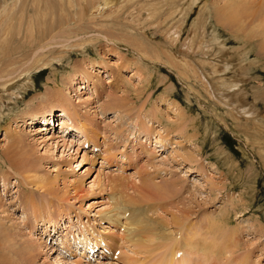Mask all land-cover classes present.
<instances>
[{
	"label": "rangeland",
	"instance_id": "1",
	"mask_svg": "<svg viewBox=\"0 0 264 264\" xmlns=\"http://www.w3.org/2000/svg\"><path fill=\"white\" fill-rule=\"evenodd\" d=\"M228 1L238 2L118 0L105 14L82 17L76 6L33 43L0 36V218L16 234L10 243L0 238V259L126 264L128 255L134 264H264V0L236 5L232 16L240 18L220 23L214 9ZM31 3L25 19L37 14ZM15 15L11 29L29 30ZM74 43L83 48L68 47ZM61 98L75 112L68 134L57 127ZM51 112L52 127L30 131ZM146 179L174 190L170 202L161 208L164 201L141 198ZM120 195L143 205L145 220L160 223L175 249L158 238L156 251L136 247L142 253L135 254L124 226L106 218ZM179 209L192 214L182 229L172 218L182 219ZM194 233L192 247L176 243ZM102 238L111 253L88 257L86 245L104 246ZM12 244L33 245L34 256H17Z\"/></svg>",
	"mask_w": 264,
	"mask_h": 264
},
{
	"label": "bare ground",
	"instance_id": "2",
	"mask_svg": "<svg viewBox=\"0 0 264 264\" xmlns=\"http://www.w3.org/2000/svg\"><path fill=\"white\" fill-rule=\"evenodd\" d=\"M32 1V3L30 4L32 7H33V9L37 12V14L35 15V16H28L29 18L28 19H25L27 16H25V12L26 11H29V10H27V9H29V2H30V0H3L2 1V4L0 5V17H2V14L4 15V17H5V19L6 20H8V22H7V24H9V27H8V25H7V29L5 30V32H2L1 31V28H0V36H5L6 38H8V37H12L11 36V34H15V36H13L12 37V41H9V42H13L14 40H16L17 42H19V43H25L26 41H29V43H33V39L34 38H36V36H38V38L40 39V37L42 38V37H44L45 36V34H46V31L47 32H51V31H53L56 27L53 25L54 24V21H55V17L57 16V15H59L60 17L62 16H67V12H71V11H74L75 10V7L76 6H79L80 7V9H79V11L77 10V12H79V14H80V16L79 17H82L81 16V14H87V13H89V14H91V15H102V14H105L106 12H107V8H112L113 9V7H116L117 6V3H115L116 1H118V0H101V1H99V3L97 4H95V2H94V0H90L91 2H89V0H67L66 2H68V7L69 8H66V7H64L65 6V1L64 0H58V3H57V5L55 6L53 3H52V1L51 0H31ZM87 2L88 4H87V6L86 7H83L84 5H83V3L84 2ZM127 1V0H126ZM135 0H133V2H134ZM192 1V0H191ZM245 1L246 0H238V2L236 1V2H227V3H225L223 6H221L220 8H215L214 9V13H215V15H216V17L217 18H219L220 19V23H221V21H225L226 23H228V24H231V22H233V21H236V20H238L240 17H239V15H237V14H235V15H233L232 16V14H233V11H234V7L236 6V5H243V6H246V5H248L247 3L245 4ZM61 2H63L62 3V5H61ZM1 3V2H0ZM195 3H197V2H195ZM192 4V3H191ZM194 4V3H193ZM83 5V6H82ZM11 6H12V8H11ZM125 6V5H124ZM264 6V3L262 4V7ZM31 7V8H32ZM120 7V6H119ZM133 7V6H132ZM172 7H175V5L174 6H172ZM126 8V7H125ZM176 9V8H175ZM179 9V8H178ZM177 9V10H178ZM33 10V11H34ZM58 10V11H57ZM176 10V11H177ZM94 11H96V12H94ZM15 13L16 14H20V16H21V20H20V22L21 21H27L28 20V22H30L29 24V27H30V29L28 30H21V31H18V32H14L12 29H11V23H13V20H15V17H16V15H15ZM90 15V16H91ZM84 16V15H83ZM86 16V15H85ZM3 17V18H4ZM58 17V16H57ZM106 17V16H105ZM103 18H104V16H103ZM109 18V17H108ZM58 19H60L59 17H58ZM68 19V18H67ZM34 21L35 23H37L41 28H42V30H43V32H42V36H40V33L38 32V30H37V26H36V24L35 23H32L31 21ZM218 21V20H217ZM19 22V23H20ZM68 22V21H67ZM107 22V21H106ZM219 22V21H218ZM217 22V23H218ZM66 23V22H65ZM216 23V24H217ZM104 24V23H103ZM121 24V23H120ZM63 25V24H62ZM125 25V24H124ZM128 25V24H127ZM131 26V25H130ZM225 26V25H224ZM131 28V27H130ZM133 28V27H132ZM133 30H134V28H133ZM130 32V31H129ZM128 32V33H129ZM135 32V31H134ZM120 33V32H119ZM112 34V33H111ZM130 34H131V32H130ZM129 34V35H130ZM143 35V34H142ZM132 36V35H131ZM136 36V35H135ZM145 36V35H144ZM55 37V36H54ZM53 38V37H52ZM212 38V37H211ZM51 39V38H50ZM54 39V38H53ZM81 39V38H80ZM130 39V38H129ZM133 39V38H132ZM130 40L129 42L131 43V41H133L134 42V39L133 40ZM43 40V39H42ZM42 40H38V42L40 41H42ZM119 40V39H118ZM4 41H6V40H4ZM32 41V42H31ZM53 41V40H52ZM8 42V41H7ZM75 42V41H74ZM45 43H46V41H45ZM125 43V42H124ZM134 44H135V46L137 47V49L138 50H140V51H143V52H140V53H142V55H145V56H148L149 57V55H148V53H146V51H144V50H142V48H140V47H142V44L141 43H135L134 42ZM46 45V44H45ZM67 45V44H66ZM65 46V45H64ZM70 46H72V47H82V44L81 43H74V44H71V45H68V47H70ZM42 47V46H41ZM67 47V48H68ZM131 47V46H130ZM165 47V46H164ZM83 48V47H82ZM132 48V47H131ZM135 48V47H134ZM40 49V48H39ZM37 50V49H36ZM43 50L45 51L46 49H44L43 48ZM49 50V49H48ZM67 51V50H66ZM135 51H137V50H135ZM52 52V51H51ZM60 52H63V50L62 51H60ZM85 52V51H84ZM138 53V52H137ZM47 57H48V54L46 55ZM141 57V56H140ZM159 57V56H158ZM45 59V58H44ZM122 60V59H121ZM36 61V60H35ZM41 60H39V59H37V63L38 62H40ZM174 66V65H173ZM120 74H121V72H119ZM27 75V74H26ZM83 76L84 77H88V73L87 72H84V74H83ZM121 76V75H120ZM118 77H119V75H118ZM120 78V77H119ZM83 85H81V87L80 88H84V87H82ZM79 88V89H80ZM139 94V93H138ZM114 96V95H113ZM113 96H111L112 98H111V100H114V99H116V98H114ZM141 96V95H140ZM55 97V99L56 98H58L57 97V94H56V96H49V98L51 99V98H54ZM130 98V97H129ZM128 98V99H129ZM141 98V97H140ZM62 100H61V105H62V108H63V110H55V111H61V115H60V119H58V126L57 127H59V126H62L61 128H65V129H61L62 130V132L64 133V134H66L67 132H70L68 129L70 128H72V127H70V126H68L69 124H73L72 123V121L70 120V117H71V114L72 113H75V112H70L71 111V109H70V106H71V104L69 103V102H66L63 98H61ZM123 99V98H122ZM124 100H125V98H124ZM115 101V100H114ZM53 112V111H52ZM50 113L49 115H47V116H43L42 117V122H43V124L41 125V126H36L35 128H33V130H30V131H33V132H35V133H37V134H39V132H43L44 130H47V129H44L43 127L45 126V125H47L48 126V124L50 123H55L54 122V120H52L53 119V114L54 113ZM74 115V114H73ZM76 117V116H75ZM157 119V118H156ZM44 125V126H43ZM55 125V124H54ZM39 127V128H38ZM82 132L81 134H78L79 132ZM62 133V134H63ZM85 132H84V130L82 131V130H80L79 129V131L77 132V134H78V137L80 138V137H83L84 138V140H86L87 139V137H86V134H84ZM63 134V135H64ZM68 134V133H67ZM71 134V133H70ZM76 134V135H77ZM56 137H58V136H56ZM18 138H20V137H18ZM59 138H62V136L61 137H59ZM83 138H82V140H83ZM62 140H64V139H62ZM159 143V142H158ZM160 143H162V141L160 142ZM149 156V155H148ZM114 157V156H113ZM151 157V156H150ZM24 162V166L25 167H28V169H30L32 166H33V162L32 161H30L29 159L28 160H24L23 161ZM10 164V163H9ZM138 173V172H137ZM139 174V173H138ZM140 176H141V178L140 179H143V176H144V174H139ZM200 175H202V174H200ZM151 177V176H150ZM139 179V180H140ZM148 179V178H147ZM146 179V180H147ZM205 179V178H204ZM150 180V182H151V179H149ZM148 181V180H147ZM147 181H144V180H142V182H143V186L141 187V193H137L138 195H140V197L141 198H144V199H146V197L148 196V197H150V195H152L155 199H159V200H162V201H164V202H162V204L161 203H158V205L162 208V206H163V204H166V203H168V202H170V201H168L167 200V198L169 197V196H171L172 195V192L174 191V190H169V188L167 187V188H162V187H160V186H158L157 184H155V183H150L149 181L147 182ZM69 184H71V185H73V188H74V192H77L75 195H78V191H77V189L79 188L78 187V185L76 184V183H73L72 184V181L69 183ZM142 184V183H141ZM171 184V183H170ZM169 184V185H170ZM138 187V186H137ZM172 187H174L173 185H172ZM172 187H171V189H172ZM140 188L138 187V189L137 190H139ZM136 190V189H135ZM174 194V193H173ZM122 197H124L123 195H120L119 197H118V202H117V204H115V206H114V209L113 210H111V212H110V214L108 215V216H106V218L108 219V221H110L111 223L113 222V223H120L121 225H122V227L124 226V229H123V231H125L124 232V237H123V240H125L124 242L125 243H131L132 244V247H134L135 249H136V247H138V248H141V249H144V250H147L146 248H149V246L151 247V249L153 248L155 251L159 248H157V246H156V243L154 244V242H156V241H154V240H157L158 238H160L163 242L161 243V247L162 246H169V248H171V249H175V247L172 245V243H171V241H172V239H170V243L171 244H167V239L166 238H169L168 237V235H166V234H164V233H162L161 231H159V228H158V225L160 224V223H157L156 225L157 226H154L152 223L150 224V222L148 221V220H145V210L143 209V205L141 206V205H137V204H139V203H137L135 200H133V199H131V198H129L128 196H126L127 198H129L130 200L129 201H127V200H124V199H122ZM126 198V199H127ZM115 201H117V199L115 200ZM168 201V202H167ZM116 203V202H115ZM123 203H124V206H123ZM162 205V206H161ZM122 207V208H121ZM128 210V212H127V215L125 216V222H123V223H121V219H122V217L121 216H123V215H125L124 214V211L125 210ZM179 212H180V214H181V217H182V219L180 220V218H178V217H176V216H172V218H173V220H174V223L178 226V229L179 228H181V227H183V221H185V220H187V218L190 216V215H192L191 214V211L190 210H178ZM114 212V213H113ZM112 213V214H111ZM193 213V212H192ZM190 214V215H189ZM193 214H195V213H193ZM107 215V214H106ZM69 219H71V217H69ZM209 219V218H208ZM224 220V219H223ZM223 220H222V222H223ZM71 221V220H70ZM222 222H219V223H222ZM209 225L211 226V227H213L211 230H213L214 228L215 229H218V228H216V221H212L211 219H209ZM208 225V224H207ZM219 225V224H218ZM161 226V225H160ZM211 227H206V228H211ZM8 228H9V230H8ZM11 226H6L5 224H4V222H2V218H0V238H1V240H2V243L5 241H8V243H10L11 241H14L16 238V234H15V232L14 231H11ZM64 228H66V227H64ZM153 229V231H151L150 229ZM184 228V227H183ZM162 229H163V227H162ZM182 229V228H181ZM181 229H180V231H181ZM149 231H151V232H149ZM163 231V230H162ZM208 231V229H205L204 230V232L206 233ZM215 233H216V231H214ZM221 232V231H220ZM151 233V234H150ZM227 233V232H226ZM147 234V235H146ZM206 234H208V233H206ZM222 234V233H221ZM146 235V236H145ZM154 235H155V237H154ZM189 235V234H188ZM196 235H197V233H194L193 235H191V236H186L185 238L183 237L182 239H183V241H182V239H180V241H177L176 243L177 244H181V245H179V246H181V248H183L182 247V245L183 246H188V247H192L193 245L191 244L192 242H193V240H194V238L196 237ZM199 235V234H198ZM231 235V234H230ZM15 236V237H14ZM200 236V235H199ZM121 237H122V235H121ZM155 238V239H154ZM228 238V237H227ZM185 240V241H184ZM231 240H233V239H231ZM115 241V240H114ZM158 241V240H157ZM229 241V240H228ZM100 242L101 243H104L105 244V242H106V240H104L103 238L100 240ZM123 242V243H124ZM179 242V243H178ZM185 242H189L187 245L185 244ZM236 242V241H235ZM34 243V242H33ZM107 244H110V247H113V245L111 244V243H109V242H106ZM158 243V242H157ZM175 243V242H174ZM212 243V242H211ZM216 243V242H215ZM229 243H231V242H229ZM233 243V242H232ZM107 244H105L104 245V249H101V252H104V250H106L107 252H108V245ZM37 245L38 244H36V247H37ZM86 245V244H85ZM97 245V244H96ZM101 245V244H100ZM124 245V244H123ZM170 245H172V246H170ZM11 246H13V247H11V248H14V251H15V253L17 254V256H20V255H24V254H26L27 256H28V258H32L34 255V253H35V248H34V246L33 245H29V246H24V244L23 245H21V246H14L13 244L11 245ZM82 246H84V245H82ZM177 246V245H176ZM145 247V248H144ZM40 248V247H39ZM77 248H79V247H77ZM115 249V251L117 250L116 249V247L114 248ZM151 249H149V250H151ZM196 249V248H195ZM100 250V249H99ZM103 250V251H102ZM166 250V249H165ZM105 251V253H107ZM124 250H122V252H123ZM154 251V252H155ZM212 250H210V252H211ZM97 252H99V251H97ZM150 252V251H149ZM159 252V251H158ZM174 252L175 251H173V252H170L171 253V255H176V253L174 254ZM214 252V251H213ZM236 252V251H235ZM100 253V252H99ZM142 252H139L137 249L135 250V254H141ZM151 253H152V251H151ZM163 253V252H162ZM212 253V252H211ZM108 254H110V252L108 253ZM129 254V253H128ZM147 254V253H146ZM213 254V253H212ZM211 254V255H212ZM216 254V253H215ZM215 254H213L214 255V258L216 259V257H215ZM151 255V254H150ZM169 255V254H168ZM105 256V255H104ZM107 256V255H106ZM125 256V255H124ZM123 256V257H124ZM128 255H126V257H125V259L123 260L124 261V263H126V264H134V263H138V260L137 259H134V258H132V257H127ZM185 257V256H184ZM20 258V257H19ZM218 259V258H217ZM157 260V259H156ZM155 260V261H156ZM168 260V259H167ZM166 260V262H169V261H167ZM185 261L187 260V259H184ZM184 260H181V261H183V264H185V263H187V262H185ZM7 261H9V260H4V259H0V263H2V264H7ZM11 261V260H10ZM180 261V262H181ZM17 262V261H16ZM185 262V263H184ZM24 263V262H23ZM60 263V262H59ZM182 263V262H181ZM25 264H30V263H25ZM111 264H113V263H111ZM153 264H156V262L155 263H153Z\"/></svg>",
	"mask_w": 264,
	"mask_h": 264
}]
</instances>
